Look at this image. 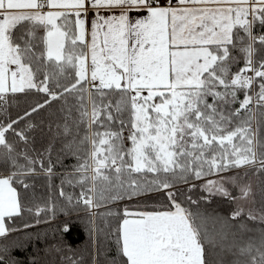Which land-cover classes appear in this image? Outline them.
Instances as JSON below:
<instances>
[{"label": "snow or ice", "instance_id": "snow-or-ice-1", "mask_svg": "<svg viewBox=\"0 0 264 264\" xmlns=\"http://www.w3.org/2000/svg\"><path fill=\"white\" fill-rule=\"evenodd\" d=\"M0 264H264V0H0Z\"/></svg>", "mask_w": 264, "mask_h": 264}, {"label": "trees", "instance_id": "trees-1", "mask_svg": "<svg viewBox=\"0 0 264 264\" xmlns=\"http://www.w3.org/2000/svg\"><path fill=\"white\" fill-rule=\"evenodd\" d=\"M42 115H46V113ZM59 148H60V144L59 142H57L55 144V151H53L52 153L53 160L56 159L58 152H59ZM61 159L63 160L65 167L58 166L54 170L57 173V175H54L51 181L52 185L54 186L52 190L54 195L56 194V191H55L56 186H59L60 184L61 176L59 175V173L67 171L68 170L67 166L75 163L74 158L61 157ZM66 190L75 191L77 194L79 192L78 188L73 190V189L66 187ZM195 198L196 197L194 196L193 199ZM133 204H135V202H133ZM122 207H123V204H120L118 207H114L112 210L117 211L119 209H122ZM205 209L212 214L218 213L219 215H227L229 212V205L222 199L213 197L211 198L210 203L202 204L201 210H205ZM60 218L62 219L63 217L61 216ZM25 219H27V217H25ZM84 219H86V217H84ZM28 222L32 225V227L28 229V231L33 236V242L27 247L26 250H16L14 252V255L16 257H18L21 260H25V261H27L32 255H34L37 252H40V255H43L41 250L45 246L44 234L48 233V237L49 239H51L52 229L56 227L54 223L51 224V226H49L44 223L37 225L31 220H29ZM16 226L22 228V222L17 221ZM36 233L40 234V239H36ZM65 239L74 249H78L83 254V257L85 258V260L87 259V256H88L87 250L89 248V234H88L87 228L85 227L83 223H77L75 230L71 233V235L66 236ZM104 243L107 244L108 241L105 240Z\"/></svg>", "mask_w": 264, "mask_h": 264}]
</instances>
